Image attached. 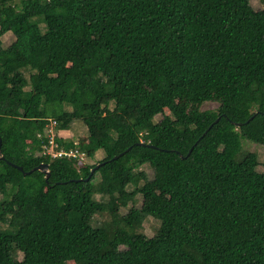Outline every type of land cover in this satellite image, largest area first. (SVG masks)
Segmentation results:
<instances>
[{"label":"trees","instance_id":"obj_1","mask_svg":"<svg viewBox=\"0 0 264 264\" xmlns=\"http://www.w3.org/2000/svg\"><path fill=\"white\" fill-rule=\"evenodd\" d=\"M6 33L0 264H264V167L239 142L264 147V4L0 0ZM51 121L85 127L55 139L83 163L42 154Z\"/></svg>","mask_w":264,"mask_h":264},{"label":"rangeland","instance_id":"obj_2","mask_svg":"<svg viewBox=\"0 0 264 264\" xmlns=\"http://www.w3.org/2000/svg\"><path fill=\"white\" fill-rule=\"evenodd\" d=\"M263 2L262 0H252V7L256 10L262 9L263 8ZM14 40V36L11 33H6L0 38V51L4 50L7 48ZM184 105V100L180 99L176 101V106L177 107H182ZM217 108V104L213 102H204L200 106L201 111H210V110H215ZM170 114V111L168 109H164L163 112L156 117V121L159 120L162 116ZM66 128L58 131L57 136L62 137L63 139H69L71 136L74 137V141L78 143V145H81L86 142L87 140V133L85 130V127L79 123V122H73L68 124ZM56 127V126H55ZM54 127V128H55ZM55 131V129H54ZM240 146L242 148V151L245 153H249L250 155L253 156V158L258 162L259 168L264 167V147L255 144L254 142L250 141L248 138L245 136L240 135ZM101 155V153H99ZM98 155V158H101V156ZM148 179L151 178V171L147 172ZM155 192L158 194L157 189H154ZM0 193H1V188H0ZM163 198H167L166 196H163ZM145 201L142 199H139L137 202L138 207H144ZM113 214H119V213H124V211L119 207L115 206L114 209L112 210ZM154 221L149 220L148 222L145 223L144 230L145 234L148 237H151L153 235V230L149 226L150 224L153 225ZM73 264V263H72Z\"/></svg>","mask_w":264,"mask_h":264},{"label":"built area","instance_id":"obj_3","mask_svg":"<svg viewBox=\"0 0 264 264\" xmlns=\"http://www.w3.org/2000/svg\"><path fill=\"white\" fill-rule=\"evenodd\" d=\"M56 126L55 121H51L50 124L47 125L44 132L38 134V137H44L47 140V145L43 148V155L49 156L51 158H69V159H76L79 164L84 162V153L76 149H68L65 150L63 148H59L58 144L56 143V132L54 131V127ZM78 143L75 142V145Z\"/></svg>","mask_w":264,"mask_h":264},{"label":"water","instance_id":"obj_4","mask_svg":"<svg viewBox=\"0 0 264 264\" xmlns=\"http://www.w3.org/2000/svg\"><path fill=\"white\" fill-rule=\"evenodd\" d=\"M217 121H218V119L215 120V123H216ZM0 145H1V142H0ZM124 154H125V153H122V154H120V155L114 157V159H117L118 157H120V156H122V155H124ZM180 158H181V159H184V157L181 156V155H180ZM0 159H3V157L1 156V151H0ZM12 166L15 167V168H17L19 171H22V168H21V167H17V166H15V165H12ZM98 167H99V165H96L93 169H91L90 174H89V176L85 179V181H88V180L90 179L91 175L94 173L95 170L98 169ZM34 170L43 173V174H44V177H45V181L47 182L48 177H49L48 165H47V164H40V165H39L38 167H36ZM29 173H30V172H27V173L24 172L23 174L26 175V174H29Z\"/></svg>","mask_w":264,"mask_h":264}]
</instances>
